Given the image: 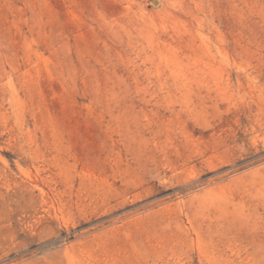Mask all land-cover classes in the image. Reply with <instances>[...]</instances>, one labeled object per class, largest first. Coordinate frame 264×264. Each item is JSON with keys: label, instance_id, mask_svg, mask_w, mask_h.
Masks as SVG:
<instances>
[{"label": "rangeland", "instance_id": "1", "mask_svg": "<svg viewBox=\"0 0 264 264\" xmlns=\"http://www.w3.org/2000/svg\"><path fill=\"white\" fill-rule=\"evenodd\" d=\"M0 264H264V0H0Z\"/></svg>", "mask_w": 264, "mask_h": 264}]
</instances>
